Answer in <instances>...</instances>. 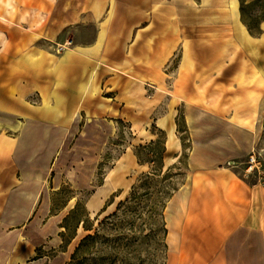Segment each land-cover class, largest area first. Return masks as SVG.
Returning a JSON list of instances; mask_svg holds the SVG:
<instances>
[{"label": "rangeland", "instance_id": "374dc122", "mask_svg": "<svg viewBox=\"0 0 264 264\" xmlns=\"http://www.w3.org/2000/svg\"><path fill=\"white\" fill-rule=\"evenodd\" d=\"M215 1L214 8L192 0L183 9L156 10L150 26L138 27L124 61L116 65L72 49L92 42V26L64 29L49 42L33 40L26 29L36 26L0 23V127L1 121L19 115L64 128L73 124L75 130L85 121L70 120L82 109L89 120L97 114L105 123L93 183L65 209L62 243L54 249L60 252L71 244L65 264H167L170 213L188 210L187 225L196 221L199 226L198 211L207 220L211 211L226 215L239 201V182L229 179L223 185L221 177H229L216 169L228 168L248 183L257 180L258 170L264 177V37L242 43L224 8L227 0ZM242 1L246 19L259 24L264 0ZM48 12L35 0H0V18L7 15L10 21L20 15L22 21L34 18L33 23ZM47 28L36 32L44 36ZM168 132L174 133L171 141ZM72 140L66 139L60 156L48 162L51 167L60 162L61 169L70 168L79 161ZM134 150L151 163L140 165ZM107 171L98 195L113 183L116 190L104 202L112 206L87 215L86 200ZM203 178L213 180L214 187L192 184ZM64 182L52 195L53 210L66 204L73 191ZM217 203L221 206L215 210ZM187 257L183 251L180 262Z\"/></svg>", "mask_w": 264, "mask_h": 264}, {"label": "crops", "instance_id": "0c3cea01", "mask_svg": "<svg viewBox=\"0 0 264 264\" xmlns=\"http://www.w3.org/2000/svg\"><path fill=\"white\" fill-rule=\"evenodd\" d=\"M191 1L35 0L49 9L45 19L41 16L37 22L31 23L34 18L22 21V17L17 15L16 20L10 21L6 15L0 18V23L36 26L26 29L34 34L33 40L49 42L64 29L92 26V42L79 44L72 49L81 57L94 61L105 58L116 65L124 61L126 45L135 38L138 27L145 25L143 29L148 28L156 10H166L169 6L183 9L186 2ZM202 1L209 8L215 7V0ZM226 3L224 8L228 9L231 24L238 31L242 43L251 45L253 40L264 37V21L259 23L260 33L254 36L241 22L238 0L236 3L227 0ZM43 25L48 27L44 36L36 32ZM75 116L70 122L85 121L81 127L77 124L75 130L73 124L64 128L57 124H44L43 119L22 118L19 115H16L15 120L1 121L0 264H65L68 260L72 251L71 244L60 252L54 250L62 243L60 233L64 231V226L61 224L68 214L65 209L68 203L74 201L75 204L78 194L87 191L93 183L99 155L105 145V123L99 120L97 114H92L89 120L82 109L78 117ZM109 130L107 135L111 136L114 126ZM173 134L168 132L170 141L174 138ZM68 138L71 141L76 139L79 161L70 168L64 165L61 169L60 162L57 168L53 165L51 167L48 162L60 156ZM193 162L196 164V161ZM253 168L249 169L254 171ZM108 171L102 182L92 188L86 200L87 215L103 213L112 206L110 203L104 205V202L116 190L113 183L110 182L109 191L98 195L105 187ZM215 172L228 175L229 178L221 177L223 185H228L229 179L239 182V201L226 211V215H213L211 211L212 215L207 220L204 212L198 211L197 216L201 218L199 226H196V221L187 225L188 210H178L176 215L170 213L166 218V243L169 251L167 264H264V177L261 176V170L257 171L258 178L252 183L234 177L228 168H218ZM65 178L73 191L66 204L59 210H53L52 195L65 184ZM192 184L202 187L215 185L209 178L194 179ZM90 204L95 207H90ZM220 206L217 203L215 210ZM49 251L55 253L50 255ZM183 251L188 257L181 263Z\"/></svg>", "mask_w": 264, "mask_h": 264}, {"label": "trees", "instance_id": "16d2710c", "mask_svg": "<svg viewBox=\"0 0 264 264\" xmlns=\"http://www.w3.org/2000/svg\"><path fill=\"white\" fill-rule=\"evenodd\" d=\"M241 1V6H240V15H241V21H242V23L247 27V29H248V31H249V33L250 34H254V29H256L255 30V34H258V33H260V28H259V24H257V25H254V23H252V22H250V21H248L247 19H246V17H245V14H244V11H243V3H244V1H242V0H240ZM261 21H264V19H261L260 20V22ZM259 22V23H260ZM257 23V22H256ZM163 143V142H162ZM141 147H145V146H141ZM165 151V149H164V147L162 148V153ZM161 153V154H162ZM134 155L136 156V158H137V161H138V163L140 164V165H143V164H146V163H151V161L149 160V159H143V158H141L140 157V155L134 150ZM162 155H161V161H162ZM145 177L147 176L148 177V174H145L144 175ZM135 188H136V186L135 185H133L132 186V189H133V191L135 190ZM134 192H132V194H133ZM123 203L122 202H120L119 203V205H118V207H117V209H119L120 208V206L122 205ZM115 216L116 215V212H113V213H111V214H109L108 216ZM107 216V217H108ZM165 232H166V229H165Z\"/></svg>", "mask_w": 264, "mask_h": 264}, {"label": "bare ground", "instance_id": "6f19581e", "mask_svg": "<svg viewBox=\"0 0 264 264\" xmlns=\"http://www.w3.org/2000/svg\"><path fill=\"white\" fill-rule=\"evenodd\" d=\"M234 2L236 3V0H234ZM225 4H228V3H226V1H225ZM229 10H230V9H229ZM232 10L236 12V9H235L234 6H232ZM227 11H228V9H227ZM226 14H227V13H226ZM226 18H227V17H226ZM226 18H225V19H226Z\"/></svg>", "mask_w": 264, "mask_h": 264}, {"label": "built area", "instance_id": "2783aa9c", "mask_svg": "<svg viewBox=\"0 0 264 264\" xmlns=\"http://www.w3.org/2000/svg\"><path fill=\"white\" fill-rule=\"evenodd\" d=\"M252 159V158H251ZM250 168H251V166H250Z\"/></svg>", "mask_w": 264, "mask_h": 264}]
</instances>
